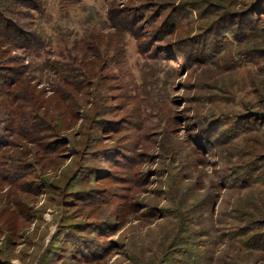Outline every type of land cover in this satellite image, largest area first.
<instances>
[{
	"label": "rangeland",
	"instance_id": "obj_1",
	"mask_svg": "<svg viewBox=\"0 0 264 264\" xmlns=\"http://www.w3.org/2000/svg\"><path fill=\"white\" fill-rule=\"evenodd\" d=\"M0 16V264H264V0Z\"/></svg>",
	"mask_w": 264,
	"mask_h": 264
},
{
	"label": "trees",
	"instance_id": "obj_2",
	"mask_svg": "<svg viewBox=\"0 0 264 264\" xmlns=\"http://www.w3.org/2000/svg\"><path fill=\"white\" fill-rule=\"evenodd\" d=\"M59 1V4H60V8H64L65 10H71L73 9L74 6L78 5L81 0H58ZM39 7L36 8V10H38ZM40 12L41 14V10L38 11ZM3 17L0 16V22L3 21ZM12 24H9L8 25V28H7V32L12 34L13 33V29H12ZM2 26V24H1ZM6 28V27H5ZM19 40L21 41L22 39L19 38ZM26 50L27 52H32V53H35L36 55H39L41 53V50H42V43L40 40L36 39L35 37L33 38H28L27 40V43H26Z\"/></svg>",
	"mask_w": 264,
	"mask_h": 264
}]
</instances>
